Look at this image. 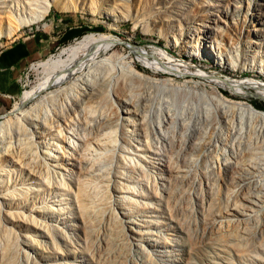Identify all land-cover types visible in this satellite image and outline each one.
<instances>
[{
    "label": "bare ground",
    "instance_id": "bare-ground-1",
    "mask_svg": "<svg viewBox=\"0 0 264 264\" xmlns=\"http://www.w3.org/2000/svg\"><path fill=\"white\" fill-rule=\"evenodd\" d=\"M125 6L127 2L122 0L118 7L107 5L99 12L122 18L126 15ZM50 7L60 11L80 9L73 0H0V39L11 38L23 26L42 20ZM257 24L261 26L262 23ZM209 26L202 36L192 28L186 43L184 37L182 41L176 38L183 53L191 58L189 61L172 58L159 49V55L165 60L156 64L145 58L142 50L136 52L153 71L183 70V73L207 80L208 85L200 90L172 84L171 78L150 80L133 67L125 73L120 63L122 56L111 52L116 40L111 34H85L63 46L55 56L50 54L40 62L47 73L44 83L24 90L21 102L0 120V220L5 233L0 245V264H10L18 258L21 264H39L31 243L58 252L56 238L71 241V231L59 230V226L56 231L46 220L32 216V210L27 208L26 194L44 191L58 196L69 195L79 221L75 225L78 227L77 240L85 244L90 214L97 216L94 206L97 202L91 198H98L94 193L99 190L101 194L109 190L106 200L113 198L108 204L111 207L108 214L114 239L130 244L140 260L143 254L152 255L140 234L143 224L137 219L147 212L150 198L158 195L177 198L183 183L195 177L187 163H195L202 149H221L225 156L217 167L228 179L232 178L234 170L246 165L248 184L253 185L251 190H244L243 202L235 209L234 218L212 221L217 230L249 220L263 205L264 183H260V178L264 176V111L245 100L228 97L222 90L229 88L238 92L247 84L254 85L256 80L211 77L192 63L193 58L206 59L225 69L264 73V64L258 58L261 56L259 44L254 49L249 44L250 37L261 28L247 30L242 37L241 33H233V36L223 32L216 20ZM120 85L124 87L119 93ZM50 86L54 88L23 108L22 103ZM140 86L142 89L138 91ZM258 86L256 92L264 98V87ZM58 160L68 162L57 163ZM56 166L61 171H55ZM213 166L210 169L214 170ZM24 180L30 181L33 187H16ZM70 184H74L73 192ZM111 188L120 193L116 199ZM105 197L99 205L106 201ZM23 208L29 212L25 213ZM14 218L39 229V235L48 238L47 243L31 236L28 240L26 234L23 238L9 237ZM130 223H135V229ZM146 240L154 246L151 238Z\"/></svg>",
    "mask_w": 264,
    "mask_h": 264
},
{
    "label": "rangeland",
    "instance_id": "rangeland-1",
    "mask_svg": "<svg viewBox=\"0 0 264 264\" xmlns=\"http://www.w3.org/2000/svg\"><path fill=\"white\" fill-rule=\"evenodd\" d=\"M73 1L80 6L79 10L60 11L57 8L50 7L42 20L30 26H23L11 38L18 35H27L28 31L33 29V32L36 31L43 27L41 26L43 22L50 24V27H43L45 29H72L74 32L73 37L59 44L50 53L55 56L63 46H67L85 34H111L116 39L111 46V52L119 57L122 56L120 63L123 70L125 69V73L133 67L140 73L147 75V77L149 76L150 80L163 81L171 78L170 82L172 84H184L195 90H200L204 85H208L207 80L196 75L192 76L190 73H183V70L171 72L170 70L160 71L157 69L153 71L152 66L142 61L136 55V52L138 49L142 50L144 57L156 64L165 60L159 55L157 51L159 49L172 56V58L189 61L191 58L183 53L180 44L176 42V38L178 41H182L184 37L186 43L187 35L192 33V28H195L193 32L200 33V36H202L210 29V22L216 20L222 27L223 32H230L231 35L237 32L241 33L243 37V33L260 26L257 22H261V29L259 28L260 30L250 37L252 40L249 41V44L251 49L259 44L257 48L260 51L257 50L262 57L259 55L258 58H261L264 64V0H124L127 2V6H125L126 9H123L126 15L122 18L102 15L99 12L102 7L107 5L118 7L122 0ZM235 5L238 6L234 11ZM11 38H1L0 42ZM46 58L37 61L32 67L28 68L27 66L24 70L26 75L25 92L42 82L44 83L45 80L43 79L45 76L47 78V73L41 68L40 62ZM192 60L194 65H199L211 77H227L235 80L253 78V80H256L254 85L247 84L238 92L223 88V93L228 97L245 100L250 104L253 102L257 105H264V98L256 92L258 83L261 84L258 87H264V73L236 68L225 69L206 59L193 58ZM132 79L135 81V78ZM138 83L143 86L141 81H138ZM142 83L145 82L142 80ZM141 86L138 87V91L142 89ZM123 87L120 85L117 91L122 92ZM53 88V86H50L40 94L25 101L22 103L23 108L35 103L41 94ZM24 93L19 94L16 98L17 102L12 107L21 102ZM9 114L11 113H0V120ZM257 122L260 123V120ZM197 155L195 163H187L190 166V173H195V177L193 180L188 178L183 183L177 198H160L159 195L157 198H150V207L146 208L147 212L144 213L143 217H138V222L143 224L140 227V234L144 238L145 245L152 253V255L143 254V260L138 259V253L132 249L130 244L120 243L114 239L109 219L110 212H108L111 208L109 205L112 197L106 200L109 196V190L106 194L104 191L107 197L103 193L102 196V191L99 190L97 192L102 197L97 192L94 193V196H98L96 199L100 200L91 198V200H94L93 202L98 203L101 198L105 197L104 200L107 202H102L104 205L102 203L99 205L100 202L98 204L92 202L97 207V211H103L102 213L96 211L95 216L97 215V218L94 217V214H90L88 222L91 223V226L88 227L89 235L85 244L80 239L77 240L75 231L78 232V227H75V225L79 221L76 218L74 203L69 195H67L68 197L66 195L58 196L51 191L26 194L28 196L27 208L32 210V216L46 220L56 231L58 226L59 230L61 228L68 233L71 231V241L69 239L66 241L63 237L56 238L58 247L56 250L58 252L51 251L49 248L50 251H48L44 247L39 248L35 243H31L33 251L36 253L33 254L36 262L39 264H264V203L255 211V213L257 212L256 215L254 213L249 220L230 225L225 227L226 229L217 230L212 222L222 217H235V209L239 208L243 202L241 196L244 190L245 192L249 188L251 190L253 186L252 183L248 184L246 165H242L241 170H234L231 173L232 178L228 179L223 170L217 167L222 157L225 156V154H222L221 149H202ZM215 155L217 156L213 157ZM217 160L218 162H216ZM60 162L67 163L68 161H57V163ZM213 164L214 170L210 169ZM59 166L55 167V171H61ZM262 177L260 178L261 184L264 183V176ZM21 179H23V176ZM23 182L22 185L17 184L16 187L32 186L28 180ZM69 186L73 192L74 184ZM110 192L115 199L120 194L112 188ZM262 195L264 196V188ZM98 206L100 209H98ZM22 210L25 213L29 212L25 208ZM91 215L94 220L91 219ZM98 221H100L99 224ZM12 223H14L12 232L9 234L12 239L15 236L23 238L22 236L26 234V236H29L28 240L31 236L33 239L45 240L47 243L48 238L40 236L39 229L31 224L21 222L18 219L15 220V218L12 219ZM130 226L135 229V223H130ZM66 227H69L70 230ZM2 229L3 224L0 220V232H2L0 233V245L1 242L3 244L5 237ZM90 230L92 231L90 232ZM15 233H19V235H15ZM2 236L3 238H1ZM136 236L137 241H139L140 237ZM148 238L153 240V247L147 243L146 239ZM18 259L15 262H12L13 260L10 262L21 264L22 261L20 262Z\"/></svg>",
    "mask_w": 264,
    "mask_h": 264
},
{
    "label": "crops",
    "instance_id": "crops-1",
    "mask_svg": "<svg viewBox=\"0 0 264 264\" xmlns=\"http://www.w3.org/2000/svg\"><path fill=\"white\" fill-rule=\"evenodd\" d=\"M49 25L44 22L41 24L43 27ZM43 27L0 42V113H5L19 96L18 79L27 66L46 58L59 44L74 35L72 29L52 30Z\"/></svg>",
    "mask_w": 264,
    "mask_h": 264
},
{
    "label": "built area",
    "instance_id": "built-area-1",
    "mask_svg": "<svg viewBox=\"0 0 264 264\" xmlns=\"http://www.w3.org/2000/svg\"><path fill=\"white\" fill-rule=\"evenodd\" d=\"M32 64H33V62L30 63V64L28 65V68H29V67H32ZM25 78H26V75L24 74V71H23L22 74H21V76H20L19 79H18V82H19V84H20V94L24 91ZM15 102H17V99H14V100L12 101L11 107L13 106V104H14ZM11 107H10L9 109H7L6 111L8 112V111L11 109ZM6 111H5V112H6Z\"/></svg>",
    "mask_w": 264,
    "mask_h": 264
},
{
    "label": "trees",
    "instance_id": "trees-1",
    "mask_svg": "<svg viewBox=\"0 0 264 264\" xmlns=\"http://www.w3.org/2000/svg\"><path fill=\"white\" fill-rule=\"evenodd\" d=\"M251 104H252L255 108H258V109H261V110L264 111V105H257V104H255V103H253V102H251Z\"/></svg>",
    "mask_w": 264,
    "mask_h": 264
},
{
    "label": "water",
    "instance_id": "water-1",
    "mask_svg": "<svg viewBox=\"0 0 264 264\" xmlns=\"http://www.w3.org/2000/svg\"><path fill=\"white\" fill-rule=\"evenodd\" d=\"M3 114H5V113H3Z\"/></svg>",
    "mask_w": 264,
    "mask_h": 264
}]
</instances>
